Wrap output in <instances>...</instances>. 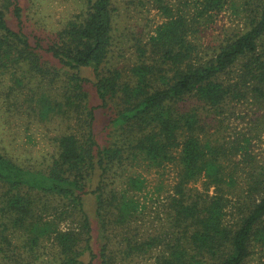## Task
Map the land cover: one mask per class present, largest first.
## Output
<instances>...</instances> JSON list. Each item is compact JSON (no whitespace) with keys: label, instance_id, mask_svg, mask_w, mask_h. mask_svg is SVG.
Returning <instances> with one entry per match:
<instances>
[{"label":"trees","instance_id":"trees-1","mask_svg":"<svg viewBox=\"0 0 264 264\" xmlns=\"http://www.w3.org/2000/svg\"><path fill=\"white\" fill-rule=\"evenodd\" d=\"M79 2L45 42L26 33L20 0H0V99L28 89L39 119L66 124L47 161L22 165L0 152V264H128L152 251L154 264H248L253 253L263 264L264 154L213 128L233 102L264 115V0H241L245 27L205 49L192 40L194 24L228 0H196L190 16L159 3L168 19L134 44L127 70L109 59L115 1ZM168 165L176 178L166 221L145 237L130 194L145 185L136 167ZM200 179L204 192L189 187Z\"/></svg>","mask_w":264,"mask_h":264},{"label":"rangeland","instance_id":"rangeland-1","mask_svg":"<svg viewBox=\"0 0 264 264\" xmlns=\"http://www.w3.org/2000/svg\"><path fill=\"white\" fill-rule=\"evenodd\" d=\"M113 1L116 7L115 40L109 59L111 63L125 70L137 61L134 44L138 41L146 42L155 28L168 19L163 9L158 7L159 3L171 7L173 12L180 8L188 12L189 16L193 13V7H201L199 3H195L196 0ZM20 3L24 11L26 33L30 36H39L45 42L53 40L68 19L78 12L80 5L79 0H20ZM209 15L202 26L198 23L194 24L199 28V32L192 40H195L202 49L216 45L226 34L245 27V13L241 0H233V3L228 0L223 8L212 10ZM27 91L28 89H22L20 92L17 90L9 99H0V152L18 164L35 165L43 159L46 161L50 159L55 151V138L66 130V124L58 118L39 119L37 107L33 103L29 105L24 101ZM39 93L48 95L49 90L43 87L40 88ZM252 106L249 102L229 104L224 112L218 115L213 131L225 140H237L246 136L250 141L248 151L250 150L253 156H259L264 154V115H256ZM106 123L107 118L98 111L95 130L100 143H105L103 128ZM136 172L144 178L145 185L140 192L132 190L130 194L135 195L142 209L141 220L136 222L139 228L136 227L146 237L150 233L158 232L164 226L166 203L172 193L176 167L168 165L165 168L152 170L136 167ZM124 175L125 173L119 179V184L125 180ZM203 181L204 179L197 180L190 183L189 187L194 191L204 192ZM207 193L212 195L213 188L211 187ZM87 196L86 209L92 216L95 201L92 196ZM230 199L233 201L234 198ZM227 210L226 221H230L234 217V209L229 206ZM91 222L92 234L95 237L93 218ZM93 247L96 248L97 243H94ZM41 251L44 253L43 250ZM154 255L155 252L152 251L151 254L134 259L128 264H154ZM43 257V259L48 258L47 254ZM262 260L264 262V258ZM39 262L40 260L36 264ZM248 264H261L259 254H251Z\"/></svg>","mask_w":264,"mask_h":264}]
</instances>
